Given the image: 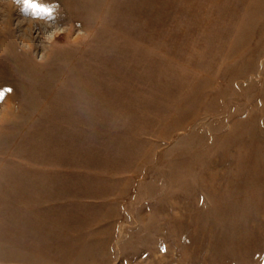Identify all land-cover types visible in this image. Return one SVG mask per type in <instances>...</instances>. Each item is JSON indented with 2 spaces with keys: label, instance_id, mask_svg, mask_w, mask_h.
Here are the masks:
<instances>
[{
  "label": "rangeland",
  "instance_id": "obj_1",
  "mask_svg": "<svg viewBox=\"0 0 264 264\" xmlns=\"http://www.w3.org/2000/svg\"><path fill=\"white\" fill-rule=\"evenodd\" d=\"M0 264H264V0H0Z\"/></svg>",
  "mask_w": 264,
  "mask_h": 264
},
{
  "label": "snow or ice",
  "instance_id": "obj_2",
  "mask_svg": "<svg viewBox=\"0 0 264 264\" xmlns=\"http://www.w3.org/2000/svg\"><path fill=\"white\" fill-rule=\"evenodd\" d=\"M38 6V5H37Z\"/></svg>",
  "mask_w": 264,
  "mask_h": 264
}]
</instances>
